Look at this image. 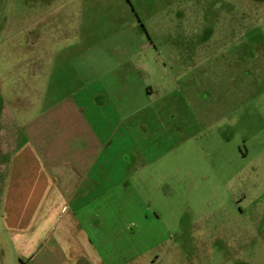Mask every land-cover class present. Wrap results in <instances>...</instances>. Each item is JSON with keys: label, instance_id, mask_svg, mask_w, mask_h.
Segmentation results:
<instances>
[{"label": "rangeland", "instance_id": "1", "mask_svg": "<svg viewBox=\"0 0 264 264\" xmlns=\"http://www.w3.org/2000/svg\"><path fill=\"white\" fill-rule=\"evenodd\" d=\"M67 105L98 142L102 257L264 264V0H0L5 130Z\"/></svg>", "mask_w": 264, "mask_h": 264}, {"label": "crops", "instance_id": "2", "mask_svg": "<svg viewBox=\"0 0 264 264\" xmlns=\"http://www.w3.org/2000/svg\"><path fill=\"white\" fill-rule=\"evenodd\" d=\"M39 61L42 73L44 61ZM6 109L0 110V220L19 264L133 263L138 256L126 251L117 262L114 257L120 251L107 261L100 253V238L83 228L87 224L98 230L102 224L97 211L91 217L86 214L95 202L89 199L96 190L90 187V173L97 163L98 148L92 149L98 142L73 106L46 110L26 124L22 139L11 134L12 126L5 130ZM74 121L79 138L73 136ZM14 208L32 209L28 217L33 219L25 229L8 227L20 226Z\"/></svg>", "mask_w": 264, "mask_h": 264}]
</instances>
